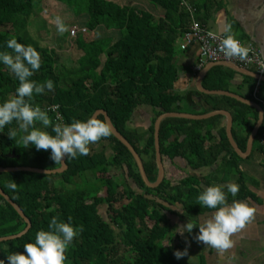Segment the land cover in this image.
Instances as JSON below:
<instances>
[{"label":"trees","instance_id":"trees-1","mask_svg":"<svg viewBox=\"0 0 264 264\" xmlns=\"http://www.w3.org/2000/svg\"><path fill=\"white\" fill-rule=\"evenodd\" d=\"M40 1L0 0V50L11 51L6 49V42L18 38L40 53L41 67L30 79L38 82L51 79L54 89L34 94L30 102L48 111L53 124L86 120L97 110L105 111L112 126L141 158L149 183L157 178L153 126L163 113L204 115L227 111L232 117V138L241 152L246 150L257 111L227 96L198 92L194 81L203 66L195 71L180 67L175 61L174 46L178 41L181 43L189 26V16L178 0H146L162 11L157 19L148 10L123 6L114 0H53L82 18L81 25L89 32L109 31L103 38L78 34L75 46L82 54L69 67L59 65L56 52L30 33V18L40 9ZM207 1L193 2L195 17L203 25L210 11ZM200 10L207 12L205 20L198 17ZM188 49L180 51L185 53ZM198 61L197 56L195 66ZM181 74L190 77L189 87L182 92L175 88ZM237 76L241 78L239 83L235 82ZM255 84L254 78L224 66L210 68L201 80L204 89L228 91L256 103L252 97ZM18 86L15 75L0 63V103L14 95ZM260 86L261 92L264 91V83ZM261 96L264 99V94ZM52 106H57L61 118L58 121L50 110ZM141 110L149 115L145 132L129 125L133 115ZM97 118L104 121L102 115ZM224 122L222 115L204 120L163 119L158 136L164 177L155 188L144 184L133 157L111 132L90 144L87 155L67 158V168L60 174L0 173V189L31 222L22 237L0 242V259L6 261L11 252H23L24 244L32 242L37 231L47 230L52 218L58 217L83 226L67 249L65 264H190L177 260L173 254L176 249L182 250V245L168 216L173 214L170 208L180 206L184 224L202 223L214 210L198 204L199 193L209 185L229 182L240 188L236 197L228 193L229 203L233 199L256 200L246 186L248 179L241 169L243 160L226 138ZM36 127L43 125L37 121ZM10 129L18 130V123L13 121L0 130V167L45 170L60 167L50 159V150L25 148L20 142L22 133L9 138ZM45 130L51 132V127ZM262 130L261 124L253 148L257 147L264 156V146L259 141ZM95 144H101V148L93 150L91 145ZM107 149L111 152L108 157ZM176 162L193 172L200 171V175L185 172ZM164 163L171 165L168 174ZM212 167V172L203 174L204 169ZM110 168L122 169L127 182L107 176ZM87 172L93 175L94 182H88ZM13 183L15 187L11 186ZM120 186L124 191L120 192ZM25 227L24 220L0 196V238L16 235ZM193 231L198 232V228ZM195 264H207L203 254H199Z\"/></svg>","mask_w":264,"mask_h":264},{"label":"clouds","instance_id":"clouds-1","mask_svg":"<svg viewBox=\"0 0 264 264\" xmlns=\"http://www.w3.org/2000/svg\"><path fill=\"white\" fill-rule=\"evenodd\" d=\"M55 23L58 31H66L61 17H56ZM221 48L227 58L243 60L248 55V49L232 34L222 38ZM6 49L11 51L0 50V63L6 65L19 81L15 94L0 103V130L13 121L18 123V130L8 131L9 138L14 139L18 132L22 133L20 142L25 148L34 147L36 151L50 150V159L54 164L63 165L67 158L87 155L90 144L110 135V126L95 115L86 120L77 119L71 123L53 124L48 111L30 102L34 94H43L46 89H54L51 79L46 82L30 79L41 67L40 53L35 47L19 42L18 38L9 39ZM37 121L41 122L43 128L36 127ZM49 127L51 132L45 130ZM11 186L15 187V184ZM239 190V185L232 182L227 185H209L199 193L197 200L201 207L214 210L211 218L202 223L188 221L181 224L175 229L176 234L191 235L193 230L198 228V232L193 236L197 243L220 251L231 248L234 243L233 234L243 229L256 212V209L244 200L233 199L228 202V193L236 197ZM82 231L83 226H75L70 219L65 222L53 217L47 230L40 229L32 242L24 244L23 252H11L6 261L0 259V264H65L69 245ZM188 252V247H185L183 250L176 249L173 254L180 260L187 256Z\"/></svg>","mask_w":264,"mask_h":264},{"label":"crops","instance_id":"crops-1","mask_svg":"<svg viewBox=\"0 0 264 264\" xmlns=\"http://www.w3.org/2000/svg\"><path fill=\"white\" fill-rule=\"evenodd\" d=\"M207 5L210 7L208 17H206L207 14L205 13L207 12L205 10L204 12L200 10L198 17L204 20L206 17L204 25L208 30L217 34L235 35L238 40L257 47L264 59V0H209ZM183 54L178 59L177 64L180 67L193 69L196 63L197 47H190ZM189 81L190 77L188 75L181 74L175 88L182 92L189 87ZM240 81L241 78L237 76L235 82L239 83ZM260 83L262 82L260 81ZM260 88L259 84V95L263 98L261 94L263 95L264 91L261 92ZM148 120L149 115L146 112L144 113V110L137 111L129 125L133 129L138 128L143 131ZM251 152L252 155L249 157ZM251 152L246 158L242 159L241 169L248 179L247 189L256 197V200L248 198L245 201L254 207L256 212L243 229L233 234L232 240L234 243L231 248L224 251L211 246L203 248L206 249L208 255L201 252L199 254L204 255L207 264L210 258L213 262L215 261V264H264V156L257 147L253 148V144ZM178 163L176 162V164ZM213 170L214 167L204 169L203 174L205 175ZM208 218H211V216L204 217L203 222ZM191 235L193 238L195 231Z\"/></svg>","mask_w":264,"mask_h":264},{"label":"rangeland","instance_id":"rangeland-1","mask_svg":"<svg viewBox=\"0 0 264 264\" xmlns=\"http://www.w3.org/2000/svg\"><path fill=\"white\" fill-rule=\"evenodd\" d=\"M120 5L123 6H135L144 10L150 11L154 18L157 19L158 17L162 16V11L153 8L152 5L148 3L146 0H114ZM61 17L64 21V24L66 26V31L60 32L58 31V27L55 23L56 17ZM35 20H37V24L35 25ZM82 18L76 17L75 14L68 9L66 6L53 1V0H41L40 1V9L34 12V15L30 18V24L29 30L31 31V35H34L41 43L42 45H45L48 48L53 49L59 59V65H64L65 67L72 66L77 59L81 56V51L78 50L75 46V39L78 36V34H83L86 38H103L105 36H108L109 31H106L105 29H99L96 30L94 33L89 32L87 29L85 30V33L82 32L81 29H85L82 24ZM76 29L79 30V32L75 31ZM74 30V32L72 31ZM36 31V32H32ZM180 41H178L174 46V58L175 61L178 62V59L183 56L184 54L181 53L179 49ZM147 114V113H146ZM147 124H145V127L147 128ZM144 128V132H145ZM137 131H141V129L137 128ZM106 143L104 142L103 145ZM101 145V144H100ZM99 144L91 145V148L93 150L100 149ZM107 157L111 155V152L109 149L106 150ZM264 163V162H263ZM262 163V165H263ZM165 164V163H164ZM178 167L182 168L185 172L189 173H195L196 175H200V171L193 172L190 169H187L183 163H178ZM171 169V165L166 163L165 164V170L168 174ZM86 178L89 183H92L95 181V178L91 173H86ZM107 176H112L116 181L122 182L123 179L126 180V176L122 169H112L110 168ZM130 187L136 189L135 185L129 182ZM123 186H120L119 190L120 192L124 191ZM180 206H176V208H170L173 212V214H168L170 217L171 225L174 227V229L177 228V226L184 224L183 220L181 219L180 210H178ZM180 214V215H179ZM176 215V216H175ZM181 239V245L182 250L185 247H188L189 252L188 255L185 256L184 260L188 261L190 264H195L198 261V254L201 253H207L204 245L197 243L193 238L192 235H189L188 233H185L184 236H180ZM190 244V247H189ZM264 248V247H263ZM208 255V253H207ZM208 264H215V261H212V258L208 260Z\"/></svg>","mask_w":264,"mask_h":264},{"label":"water","instance_id":"water-1","mask_svg":"<svg viewBox=\"0 0 264 264\" xmlns=\"http://www.w3.org/2000/svg\"><path fill=\"white\" fill-rule=\"evenodd\" d=\"M214 66H224V67H227L233 71H235L236 73L238 74H241L243 76H249V77H252L254 78L255 80H260L262 83H264V76L262 77H259L256 73L250 71V70H247V69H242L240 68L239 66L237 65H234L232 63H227V62H212V63H207L205 64L202 69H200L197 73V76H196V79H195V82H194V87L195 89L200 92V93H203V94H206V95H221V96H227V97H230V98H233L245 105H248L252 108H254L256 111H257V114H258V118H257V121L247 139V143H246V150L244 152H241L239 150V148L237 147V145L235 144L233 138H232V134H231V127H232V117L230 115L229 112L227 111H224V110H216V111H213V112H210V113H207V114H204V115H192V114H185V113H163L161 114L160 116H158L156 118V120L154 121V129H153V139H154V151H155V163H156V167H157V178L155 180L154 183H149V181L147 180V177L145 175V171H144V167H143V163L141 161V158L139 157V155L135 152V150L133 149V147L130 145V143L121 135L117 132V130L112 126L108 116H107V113L103 110H97L94 112L93 115H95L96 117H98L99 115H102L103 118H104V121L107 122V124L110 126V132L111 134L121 143L123 144L127 150L129 151V153L131 154V156L133 157L135 163H136V166H137V169H138V172L140 174V177L142 179V181L144 182V184L147 186V187H150V188H155L157 187L163 177H164V169H163V166H162V163H161V156H160V149H159V125H160V122L165 119V118H168V117H172V118H182V119H189V120H204V119H208L210 117H213V116H216V115H222L225 117V134H226V138L230 144V146L232 147V149L234 150V152L241 158V159H244L246 158L250 152H251V149H252V144H253V141H254V138L261 126V123H262V120H263V111H262V108L259 104L255 103V102H252V101H248V100H245L244 98L234 94V93H231V92H228V91H221V90H207V89H204L202 86H201V80L203 78V76L206 74V72L214 67ZM67 168L66 164H65V161L63 163V165H60L59 168L57 169H53V170H45V169H38V168H33V167H6V168H3V167H0V173H3V172H31V173H37V174H43V175H46V171H48V174L47 175H51V174H60L62 173L63 171H65ZM0 196H2L4 198V200L10 204L12 206V208L16 211V213L24 220V222L26 223V227L25 229L16 234V235H13V236H8V237H3V238H0V242H3V241H7V240H12V239H16V238H20L22 237L23 235H25L28 230L30 229L31 227V222L29 221L28 218L25 217V215L23 214L22 210L20 209L19 206H17L14 202H12L8 196L0 189Z\"/></svg>","mask_w":264,"mask_h":264},{"label":"built area","instance_id":"built-area-1","mask_svg":"<svg viewBox=\"0 0 264 264\" xmlns=\"http://www.w3.org/2000/svg\"><path fill=\"white\" fill-rule=\"evenodd\" d=\"M181 9L189 16V26L181 38L180 50H185L187 47H197V56L199 58L197 66L193 70L197 71L207 63L212 62H227L239 66L242 69L252 70L259 77L264 76V59L261 51L250 43L241 44L248 49V55L245 59L227 58L221 48L223 34H217L208 30L205 25L201 24L196 16V9L193 5L195 0H178ZM85 33L86 29H81ZM74 32V30H72ZM75 31L79 32L78 29ZM260 80H256L255 88L252 91V97L259 104L263 111V130L259 136L260 144L264 146V99L259 97L258 85ZM57 106L50 107V110L55 112V120H59L60 115L56 112Z\"/></svg>","mask_w":264,"mask_h":264}]
</instances>
